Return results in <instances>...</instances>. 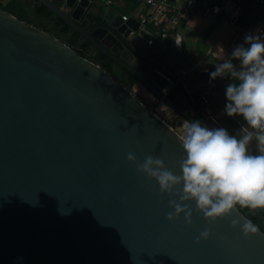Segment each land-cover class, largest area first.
<instances>
[{"label":"water","instance_id":"obj_1","mask_svg":"<svg viewBox=\"0 0 264 264\" xmlns=\"http://www.w3.org/2000/svg\"><path fill=\"white\" fill-rule=\"evenodd\" d=\"M37 1L183 119L223 126L205 109L213 57L177 80L167 44L135 17L102 0ZM179 137L98 63L0 7V264H264V232L231 223L264 208L169 220V197L127 159L151 153L171 168Z\"/></svg>","mask_w":264,"mask_h":264},{"label":"clouds","instance_id":"obj_2","mask_svg":"<svg viewBox=\"0 0 264 264\" xmlns=\"http://www.w3.org/2000/svg\"><path fill=\"white\" fill-rule=\"evenodd\" d=\"M214 64L210 81H225L222 111L228 117L241 118L239 128L231 132L201 119H184L179 137L182 151L171 168L151 153L142 162H137L134 153H127L137 171L155 179L160 193L169 197L167 219L183 214L187 225L193 223L194 211L214 223L230 216L237 206L264 208V27L248 30L243 41ZM177 166L178 173L172 170ZM231 223L239 225L245 236L260 231L250 218H234ZM210 233V228L202 230L197 242L208 239Z\"/></svg>","mask_w":264,"mask_h":264},{"label":"crops","instance_id":"obj_3","mask_svg":"<svg viewBox=\"0 0 264 264\" xmlns=\"http://www.w3.org/2000/svg\"><path fill=\"white\" fill-rule=\"evenodd\" d=\"M6 2L7 0H2ZM104 2V0H102ZM178 3H183L187 1H195V0H175ZM127 0H115L114 6L116 5L126 9L129 16L133 14L137 10L143 9V6L137 5L133 10H129V7L126 5ZM218 4H226L230 10H237L241 12L240 7L237 4V1L234 0H216ZM117 9V8H116ZM255 13L259 17L260 24L264 23V9L255 6ZM125 14V13H121ZM127 15V14H126ZM209 19L199 17V16H190L184 19H178L176 21H167V24L175 31L176 36L180 40V51L171 53V60H169V64L173 66H178V70L181 72L182 70L192 69L194 65H197L199 61H202L204 58L209 57L208 54H211L214 61L217 62L218 58H225L226 53L231 52L232 48L235 44L243 41V36L245 34L244 31L240 30L237 27H231L230 31L222 30L223 27H227L223 25L219 20H210L212 22H216L217 30L212 28L213 26L209 25L207 21ZM207 21V22H206ZM214 24V23H213ZM221 25L222 27L219 28ZM257 25V24H256ZM167 44V43H166ZM219 45H222L225 49L224 53ZM180 72L177 74H180ZM224 83L225 81H214L213 84L215 87L212 89L211 94L209 95L210 103L209 110L211 114L221 123H225V116L222 109L224 105L225 97L223 95L224 91ZM137 88L140 86L135 83ZM141 88H143L141 86ZM140 89V88H139ZM149 93V92H147ZM149 96H151L149 94ZM152 97V96H151ZM218 112H220L218 114ZM159 114V113H158ZM221 115V116H220ZM161 116V115H160ZM162 117V116H161ZM164 119V117H162ZM168 124H170L167 119H164ZM242 121V119L240 118ZM243 122V121H242Z\"/></svg>","mask_w":264,"mask_h":264},{"label":"trees","instance_id":"obj_4","mask_svg":"<svg viewBox=\"0 0 264 264\" xmlns=\"http://www.w3.org/2000/svg\"><path fill=\"white\" fill-rule=\"evenodd\" d=\"M211 1L216 2V0ZM236 1L241 10L238 20L239 26L249 28L260 22L259 17L255 13L256 5L254 0ZM126 5L131 11L138 5V2L137 0H127ZM0 7L12 13L17 18L33 24L59 40L67 43L81 56L87 57L88 59L98 63L113 78L132 89L135 80L131 73L116 65L108 58L102 56L99 52L95 51L86 41L74 33L60 17L50 12L37 0H7L6 2L0 0ZM123 10L126 12V9L123 8ZM237 208L242 212L246 210V208H240L239 206H237ZM250 219L254 223L258 224L260 229L264 232V218L260 212L254 213Z\"/></svg>","mask_w":264,"mask_h":264},{"label":"built area","instance_id":"obj_5","mask_svg":"<svg viewBox=\"0 0 264 264\" xmlns=\"http://www.w3.org/2000/svg\"><path fill=\"white\" fill-rule=\"evenodd\" d=\"M236 1V0H234ZM115 0H104L107 6L114 4ZM143 9L135 11L130 16L135 17L139 21V28H144L152 34L153 38H159L165 43L180 47V40L176 36L175 31L167 24V21H176L178 19L188 18L190 16H199L211 20H219L223 25L237 27L245 33L253 27L246 28L239 26L238 20L240 11L230 10L226 4H218L211 0H195L178 3L175 0H137ZM256 6L264 9V0H254ZM218 8V11L214 9ZM123 19H127L129 15L121 14ZM151 43V40L148 41ZM194 65L193 67H195ZM192 67V68H193ZM189 70H182L177 76V80L183 79L189 73ZM152 109H156L153 105Z\"/></svg>","mask_w":264,"mask_h":264},{"label":"rangeland","instance_id":"obj_6","mask_svg":"<svg viewBox=\"0 0 264 264\" xmlns=\"http://www.w3.org/2000/svg\"><path fill=\"white\" fill-rule=\"evenodd\" d=\"M116 8L118 10L119 13H125V14H129L128 12H125L123 10L122 7L116 5ZM211 19L207 20L209 22H207L210 26L212 25L214 29L217 30V23L216 22H212L210 21ZM214 23V24H213ZM221 28L222 26L219 25ZM224 31H230L231 28L230 27H223ZM180 47H177L174 45H171L170 43L168 44L167 43V49L166 51L168 52L166 57H165V65L168 66V68H171V69H174L176 72L179 73V70H178V66H173L172 64H169V60H171V53L172 52H177L179 53V50ZM209 58H212L211 54H208ZM200 62V61H199ZM198 62V63H199ZM205 65V63L201 62L200 65H199V68H202L203 66ZM222 81L220 78H217V82H220ZM140 88V89H139ZM132 91L141 99L143 100L144 102H146L150 107H152L153 105L157 108L158 110V113L159 115H161L162 117H164V119H167V121L170 123V125L181 135V132H182V122H183V118L181 116H179L177 113H175L174 111H172L171 109L167 108L165 105L163 104H160L159 102H157V104H155L154 102L156 101V99L152 96H149V94L147 93V91L143 88H141V86H139L137 88V85H133L132 87ZM151 95V94H150ZM220 112H218L219 114ZM221 116V115H220Z\"/></svg>","mask_w":264,"mask_h":264},{"label":"flooded vegetation","instance_id":"obj_7","mask_svg":"<svg viewBox=\"0 0 264 264\" xmlns=\"http://www.w3.org/2000/svg\"><path fill=\"white\" fill-rule=\"evenodd\" d=\"M188 75L189 74H187L186 75V77H188ZM185 78V77H184ZM135 83H137V82H135ZM134 83V84H135ZM137 84H139V83H137ZM140 85V84H139ZM141 86V85H140ZM194 101H195V107H196V112H197V114H198V116H199V118H201V117H204V115H205V111H204V103L200 100H198V99H194ZM157 102H159L160 104H162L159 100H157L156 99V101L154 102L155 104H157ZM204 102H206V100L204 101ZM208 106H209V104L205 107V109L207 110V112L213 117V119L217 122L218 120L211 114V112H210V110H209V108H208ZM155 112H157L158 113V110H157V108L156 109H153ZM237 120H239V118L238 117H228V116H225V123L224 124H222L223 126H225V127H235L236 129H238L237 127ZM219 122V121H218ZM240 122L241 123H243L241 120H240ZM220 123V122H219ZM257 212H260L259 211V209L255 212V213H257ZM261 213V212H260ZM261 215H262V217L264 218V215L261 213Z\"/></svg>","mask_w":264,"mask_h":264},{"label":"bare ground","instance_id":"obj_8","mask_svg":"<svg viewBox=\"0 0 264 264\" xmlns=\"http://www.w3.org/2000/svg\"><path fill=\"white\" fill-rule=\"evenodd\" d=\"M143 89V88H142ZM149 94V93H148Z\"/></svg>","mask_w":264,"mask_h":264}]
</instances>
